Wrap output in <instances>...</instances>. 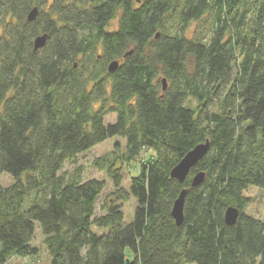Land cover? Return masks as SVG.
Segmentation results:
<instances>
[{"label": "trees", "instance_id": "1", "mask_svg": "<svg viewBox=\"0 0 264 264\" xmlns=\"http://www.w3.org/2000/svg\"><path fill=\"white\" fill-rule=\"evenodd\" d=\"M114 135L127 161L154 151L128 189L108 166L116 199L136 200L127 224L121 204L95 214L103 180L59 173ZM206 139L184 182L172 178ZM0 173L13 178L0 185V264L36 253V222L51 264H264V221L245 212V191L264 190V0H0Z\"/></svg>", "mask_w": 264, "mask_h": 264}, {"label": "rangeland", "instance_id": "2", "mask_svg": "<svg viewBox=\"0 0 264 264\" xmlns=\"http://www.w3.org/2000/svg\"><path fill=\"white\" fill-rule=\"evenodd\" d=\"M210 21V15L203 16L199 21H193L188 26L186 34L191 37L194 29L198 25L208 28ZM115 26L116 19L111 22L110 29L115 28ZM114 118L115 114H110L105 117V122H111ZM125 153L126 139L122 136L114 135L78 154L74 160L66 161L59 173L63 174L65 180L71 178H76L79 181L89 178L103 180L105 187L96 202L95 214L98 215L104 212L101 209V205L105 201L107 203V200L112 204H121L123 221L124 224H127L133 219L136 200L132 195H129V197L123 201L116 199L113 180L107 172L108 166L114 164V167L119 168V173L122 178L121 185L125 189H128L131 177L139 173L141 161L149 159L154 151L153 149H146L140 156L130 161L124 159ZM12 182L13 178L9 174L0 173L1 186L5 187ZM245 195L249 197V204L247 205L245 212L264 221V190L258 187H249L245 191ZM35 224V232L31 244L36 248V253L23 257L12 256L5 264H51L50 255L43 242V234L41 232L40 224L38 222ZM92 230L97 234H103L108 231V229L95 226H92ZM127 252L129 253V251Z\"/></svg>", "mask_w": 264, "mask_h": 264}, {"label": "water", "instance_id": "3", "mask_svg": "<svg viewBox=\"0 0 264 264\" xmlns=\"http://www.w3.org/2000/svg\"><path fill=\"white\" fill-rule=\"evenodd\" d=\"M38 7L34 6L27 14L28 21L35 20L36 16L38 15ZM158 33L156 34V36ZM47 41V33L40 34L36 36L33 40V48L39 49L45 45ZM129 53V52H128ZM127 53V54H128ZM125 54V56L127 55ZM119 62L118 60H114L109 63L108 69L109 71H114ZM162 88L165 89L166 87V80L165 78L162 79ZM210 147L209 139H206L204 142H201L195 145L192 149H190L180 160L176 163L171 171L170 176L172 178L177 179L180 183H183L186 179L187 175L189 174L191 168H193L199 160H201L206 153L208 152ZM205 177V173L203 171H199L195 173L191 178V186H197L202 183ZM187 193V189L184 188L179 193L178 197L174 200L172 208H171V216L174 219L177 226H179L183 221V205H184V198ZM239 215V209L235 206H228L225 210L224 220L226 224L232 225L236 222V219Z\"/></svg>", "mask_w": 264, "mask_h": 264}]
</instances>
